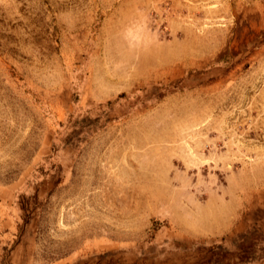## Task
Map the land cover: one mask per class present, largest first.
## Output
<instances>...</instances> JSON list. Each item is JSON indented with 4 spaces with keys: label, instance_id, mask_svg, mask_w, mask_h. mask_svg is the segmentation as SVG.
Segmentation results:
<instances>
[{
    "label": "rangeland",
    "instance_id": "rangeland-1",
    "mask_svg": "<svg viewBox=\"0 0 264 264\" xmlns=\"http://www.w3.org/2000/svg\"><path fill=\"white\" fill-rule=\"evenodd\" d=\"M0 264H264V0H0Z\"/></svg>",
    "mask_w": 264,
    "mask_h": 264
},
{
    "label": "bare ground",
    "instance_id": "bare-ground-1",
    "mask_svg": "<svg viewBox=\"0 0 264 264\" xmlns=\"http://www.w3.org/2000/svg\"><path fill=\"white\" fill-rule=\"evenodd\" d=\"M172 60L173 59L171 57H168V58L163 59L162 61L154 60L153 62L155 64H167V63L171 62Z\"/></svg>",
    "mask_w": 264,
    "mask_h": 264
}]
</instances>
